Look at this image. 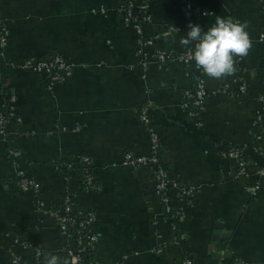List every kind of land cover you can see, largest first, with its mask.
Here are the masks:
<instances>
[{"label":"crops","instance_id":"1","mask_svg":"<svg viewBox=\"0 0 264 264\" xmlns=\"http://www.w3.org/2000/svg\"><path fill=\"white\" fill-rule=\"evenodd\" d=\"M193 2L198 11L181 0H149L142 32L153 39L139 47L137 32L118 14L123 0H0V20L9 34L0 53V84L16 95L22 118L10 139L23 150L27 174L40 183L48 203L60 206L68 186L76 203L96 214L98 255L106 264H182L189 256L193 264H234L230 253L245 264H264V191L249 194L233 178V163L221 156L229 146L249 149L248 160L257 170L264 166L253 145V120L264 97L259 40L264 0ZM217 16L247 23L252 48L246 58H237L236 67L244 69L249 92L231 93L237 71L221 80L202 72L209 96L200 114L193 115L182 107L183 94L199 72L188 75L176 62L161 66L153 55L184 51L180 40L188 24L207 31ZM168 27L183 33L163 34ZM141 48L147 54L144 63L138 59ZM50 54L62 55L73 67L49 92L41 76L19 66ZM2 92L0 86V106ZM145 110L160 137L169 180L196 189L177 224L185 235L179 245L155 191V168L124 164L127 152L152 155V136L140 120ZM7 149L0 135V264H11L6 232H18L41 250L35 257L18 248L22 264H43L48 255L70 261L54 218L42 216L34 197L19 192ZM76 155L93 158L99 192L82 191L74 174L66 186L58 164ZM183 202L177 200V206ZM158 236L166 248L161 254ZM223 236L228 239L221 241Z\"/></svg>","mask_w":264,"mask_h":264},{"label":"built area","instance_id":"2","mask_svg":"<svg viewBox=\"0 0 264 264\" xmlns=\"http://www.w3.org/2000/svg\"><path fill=\"white\" fill-rule=\"evenodd\" d=\"M181 1L190 10L198 11L193 0ZM262 11L264 12V4L262 6ZM148 12L149 0H123L122 8L118 12L121 22L137 32L139 47L149 44L153 39L145 38L142 32V23L149 19ZM182 31L183 30L180 28L168 27L163 34L179 36L183 33ZM8 36V30L3 26L0 20V53L7 45ZM259 40L264 44V30L259 34ZM194 49L195 42H192L186 46L184 51L173 53L171 56H167L162 52H156L153 55V58L161 66L176 62L186 66L188 75H191V72L200 73V75L199 73L195 75L197 77L192 87L183 94L182 107L185 111L193 115L200 114L209 96V91L202 77V70L197 69L195 67V61L191 59L194 54ZM138 52V59L144 63L147 59L146 52L144 49L142 50V48L141 50L138 49ZM19 67L30 70L38 76H41L45 81L46 90L50 92L71 75L73 66L62 55L50 54L37 59H28L20 64ZM234 83L235 87L231 90L232 94L244 96L249 92L244 78V69L241 66L238 67ZM0 86L5 90L4 93L2 92L4 97L2 105L0 106V135L8 144L7 155L11 164L16 169V185L19 192L26 196L34 197L36 207L42 216L54 218L63 250L70 258L71 264H106L101 261L98 255L100 239L94 229L97 221L96 214L78 205L73 192L67 189V182L71 175L74 174L79 176L80 189L85 193H97L100 191L101 188L98 183L97 169L94 165L93 158L89 155H76L71 159L60 162L58 164V169L64 174L67 186L63 202L60 206H53L48 203L43 196L40 183L27 174V161L23 150L10 139L11 129L22 123V118L18 113L17 97L11 90L4 87V85L0 84ZM260 104L262 107L258 110L253 120V126L256 129L254 140L257 144L254 154L264 158V145L262 144L264 140V97L260 98ZM140 120L152 136V155L147 157L127 152L124 156V164L130 167L152 166L155 168V191L162 198L166 206L167 220L172 222L174 230L178 232L177 244L179 245L183 243L185 235L180 233L177 224L179 220H181L180 217L183 209H185V204L188 205L190 197L195 194L196 189L186 187L183 182L180 183L179 181L169 180L166 166L162 161L160 137L153 130L146 110L141 113ZM246 150L235 146H229L221 150V156L233 163L234 172L231 173L233 178L241 180L246 186L249 194L255 197L264 191V166L257 170V165L248 160L251 156L250 150ZM251 170H253V172H251ZM177 200L180 202L184 201L182 206H177ZM5 236L10 238L12 242L9 248L11 264H22L21 258L17 253L18 248L33 252L35 257L41 255V250L36 248V246L28 240H24L18 232H6ZM157 245L158 253L161 254L166 250L160 236H158ZM230 255L234 264H245L243 259L237 255L231 253ZM182 264H193V260L189 256L184 259Z\"/></svg>","mask_w":264,"mask_h":264},{"label":"clouds","instance_id":"3","mask_svg":"<svg viewBox=\"0 0 264 264\" xmlns=\"http://www.w3.org/2000/svg\"><path fill=\"white\" fill-rule=\"evenodd\" d=\"M188 28L190 30L180 43L188 46L195 42L191 59L195 61V67L210 79L221 80L234 75L237 58L243 60L252 48L246 22L217 16L207 31L192 23L188 24ZM43 264H70V261L68 258L48 255L44 257Z\"/></svg>","mask_w":264,"mask_h":264},{"label":"trees","instance_id":"4","mask_svg":"<svg viewBox=\"0 0 264 264\" xmlns=\"http://www.w3.org/2000/svg\"><path fill=\"white\" fill-rule=\"evenodd\" d=\"M253 141H254V144H253V145L256 146L255 140H253ZM179 182L182 183L181 180H179ZM98 183H99V182H98ZM186 199H187V198H186ZM187 200H188V199H187Z\"/></svg>","mask_w":264,"mask_h":264},{"label":"water","instance_id":"5","mask_svg":"<svg viewBox=\"0 0 264 264\" xmlns=\"http://www.w3.org/2000/svg\"><path fill=\"white\" fill-rule=\"evenodd\" d=\"M226 239H228V238L225 237V236H223V237L221 238V241H222V240H226Z\"/></svg>","mask_w":264,"mask_h":264}]
</instances>
